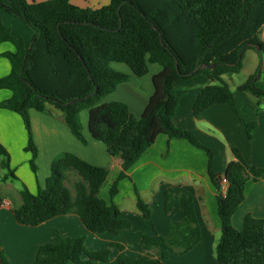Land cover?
Instances as JSON below:
<instances>
[{"label": "trees", "instance_id": "obj_1", "mask_svg": "<svg viewBox=\"0 0 264 264\" xmlns=\"http://www.w3.org/2000/svg\"><path fill=\"white\" fill-rule=\"evenodd\" d=\"M0 8L24 22L33 33L30 46L25 48L23 39L13 37L0 22V43H9L14 49L2 55L9 61L10 72L0 78V90L10 92V97L0 102V109L15 113L23 123L27 136L24 151L30 155L32 174L37 169V149L29 110L48 114V105L60 112L71 134L83 145L87 141L79 114L87 111L90 137L103 143L110 155L121 154V172L108 189L110 199L159 135L184 140L206 154L207 175L216 191L220 221L216 264H264V219L247 215L240 231L231 222L244 199L246 182L250 178L257 181L264 169L247 164L239 150L232 148L234 159L222 176L217 175L212 151L194 134L172 123L178 107L175 83L197 74L206 76L211 84L200 90L192 107L193 116L215 104H227L237 114L232 91L222 77L240 72L247 49L264 50L259 40L264 0H110L98 9L79 8L70 0H0ZM111 63L125 65L139 78L147 74L148 64L162 67L152 77L154 92L140 118H135L122 102H105L118 85L129 81V75L113 70ZM238 90L256 98L264 96V91L255 87L254 77ZM240 124L251 139L255 123L240 120ZM0 156V168L6 170L3 179L15 180L9 155L2 146ZM108 174L107 168L92 166L70 153L62 154L51 162L44 188L33 194L22 187L21 205L12 210L15 222L36 227L55 217L75 215L90 233L122 236L131 225L121 218L116 205L99 196ZM68 175L78 178L73 194L67 187ZM134 191L137 210L154 232L134 243L139 251L136 258L128 257L119 244L90 251L83 236L59 237L55 243L41 245L32 264H164L168 253H187L199 242L200 231L188 192L178 188L164 192L165 214L177 208L184 217L181 222L170 223L168 235L163 237L154 230L150 207L140 199L136 188ZM110 248L120 251L113 260ZM0 264H10L1 251Z\"/></svg>", "mask_w": 264, "mask_h": 264}, {"label": "crops", "instance_id": "obj_2", "mask_svg": "<svg viewBox=\"0 0 264 264\" xmlns=\"http://www.w3.org/2000/svg\"><path fill=\"white\" fill-rule=\"evenodd\" d=\"M45 1L48 0H26L27 3ZM109 2L110 0H70L76 7L89 9H98ZM0 22L9 29L13 37L23 39L25 48L30 46L33 33L24 22L2 8ZM259 40L264 45V35ZM13 50L11 44L0 43V78L10 72L9 61L2 55ZM110 67L129 75V81L118 85L113 93L105 97V102H122L135 118H140L154 92L152 77L162 67L148 64L147 74L140 78L134 76L123 64L111 63ZM250 77H254L255 87L264 91V50L247 49L243 53L240 72L222 77L232 91L237 114L227 104H215L197 117L193 116L192 107L200 90L211 84L202 74L180 80L174 85L178 107L172 123L176 128L194 134L203 146L212 151L213 170L217 175L222 176L228 163L234 159L230 152L232 148L239 150L247 164L264 169V96L256 98L238 90V86ZM9 97L10 92L0 90V102ZM47 107L50 111L48 114L29 110L32 139L37 149L35 174H32L28 165L30 155L24 151L27 136L20 117L0 109V146L7 151L9 167L16 177L15 180H4L6 170L0 168V251L10 264H32L41 245L55 243L59 237L78 236L85 238V246L90 251L105 249L114 243L123 246V252L128 257L136 258L139 251L134 243L144 235L153 236L154 232L137 210L134 188L140 199L154 209L156 216L151 215L152 224L156 234L163 237L168 235L170 223L181 222L184 217L183 212L177 208L165 214L164 192L178 188L192 197L200 240L187 253H168L163 260L164 264H216L215 247L220 238V221L216 191L208 178L207 157L202 150L184 140L159 135L128 171V178L119 182L117 194L110 199L108 189L121 172V154L110 155L103 143L90 137L87 111L79 114L82 134L87 141L83 145L71 134L62 121L60 112L51 105ZM240 120L255 123L251 139L247 138ZM64 153L73 154L92 166L108 169V177L101 188L106 190V194L101 198L116 205L121 218L131 225L122 236L90 233L75 215L55 217L36 227L21 226L15 222L12 210L21 205L22 187L33 194L38 188H44L51 162ZM2 160L3 157L0 156V162ZM14 183H19V188ZM243 195L244 199L231 219L232 226L237 231L242 229L243 219L247 215L264 219V175L257 181L250 178L245 184ZM119 253L117 248H110V259H115ZM151 254L155 258L156 249Z\"/></svg>", "mask_w": 264, "mask_h": 264}, {"label": "rangeland", "instance_id": "obj_3", "mask_svg": "<svg viewBox=\"0 0 264 264\" xmlns=\"http://www.w3.org/2000/svg\"><path fill=\"white\" fill-rule=\"evenodd\" d=\"M80 117V116H79ZM78 178L75 175H71L67 181V187L71 190L72 194H73V183L77 180ZM14 185H16L17 188H19V183H14ZM101 192H99L100 197H102L104 194H106V190H104V188L101 190ZM151 210V215L154 214L156 216V213L153 212L154 209L152 210V208L150 207Z\"/></svg>", "mask_w": 264, "mask_h": 264}, {"label": "built area", "instance_id": "obj_4", "mask_svg": "<svg viewBox=\"0 0 264 264\" xmlns=\"http://www.w3.org/2000/svg\"><path fill=\"white\" fill-rule=\"evenodd\" d=\"M264 35V24L260 27V29H259V37L260 36H263ZM223 185H222V192L224 193L225 192V187H226V184L224 183V181H223V183H222Z\"/></svg>", "mask_w": 264, "mask_h": 264}, {"label": "water", "instance_id": "obj_5", "mask_svg": "<svg viewBox=\"0 0 264 264\" xmlns=\"http://www.w3.org/2000/svg\"><path fill=\"white\" fill-rule=\"evenodd\" d=\"M177 64V62H175ZM203 67H207V66H203Z\"/></svg>", "mask_w": 264, "mask_h": 264}]
</instances>
